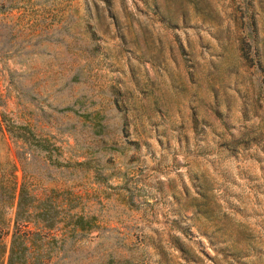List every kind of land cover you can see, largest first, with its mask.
<instances>
[{"label":"rangeland","instance_id":"obj_1","mask_svg":"<svg viewBox=\"0 0 264 264\" xmlns=\"http://www.w3.org/2000/svg\"><path fill=\"white\" fill-rule=\"evenodd\" d=\"M2 112L96 215L81 264H264V0H0Z\"/></svg>","mask_w":264,"mask_h":264},{"label":"trees","instance_id":"obj_2","mask_svg":"<svg viewBox=\"0 0 264 264\" xmlns=\"http://www.w3.org/2000/svg\"><path fill=\"white\" fill-rule=\"evenodd\" d=\"M103 126L98 121L92 128L101 132ZM0 137L7 153L0 160V256L4 264H81L74 244L84 232L98 227L96 215L77 211L80 195L70 189L50 188L37 196L25 181L19 183L15 174L17 162L10 153L12 147L19 161L37 148L51 158L50 142L28 123H16L4 112L0 114ZM12 208L13 216L9 217ZM7 231L8 245L2 238ZM101 264H128V260L109 257Z\"/></svg>","mask_w":264,"mask_h":264}]
</instances>
